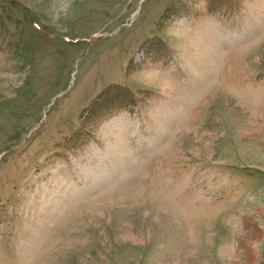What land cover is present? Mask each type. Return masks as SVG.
I'll list each match as a JSON object with an SVG mask.
<instances>
[{
    "label": "rangeland",
    "instance_id": "obj_1",
    "mask_svg": "<svg viewBox=\"0 0 264 264\" xmlns=\"http://www.w3.org/2000/svg\"><path fill=\"white\" fill-rule=\"evenodd\" d=\"M0 264H264V0H0Z\"/></svg>",
    "mask_w": 264,
    "mask_h": 264
},
{
    "label": "trees",
    "instance_id": "obj_2",
    "mask_svg": "<svg viewBox=\"0 0 264 264\" xmlns=\"http://www.w3.org/2000/svg\"><path fill=\"white\" fill-rule=\"evenodd\" d=\"M117 91V89H116ZM126 94L129 98H125L124 96L116 98V100H111L110 96H107L106 99L103 102H108L109 105L107 108H104L102 105L97 104L96 106L99 107L98 110H93L91 112L92 114V119L97 118L98 115L100 113H98L100 110L104 111V116L103 117H107L110 116L112 114V116L114 115V113L122 108H125L127 106V103H129L130 101L135 100L136 95L133 92L130 91H126ZM98 114V115H97ZM99 119V117H98ZM97 119V120H98Z\"/></svg>",
    "mask_w": 264,
    "mask_h": 264
}]
</instances>
